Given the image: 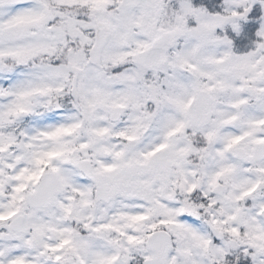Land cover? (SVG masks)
<instances>
[{
	"label": "snow or ice",
	"instance_id": "obj_1",
	"mask_svg": "<svg viewBox=\"0 0 264 264\" xmlns=\"http://www.w3.org/2000/svg\"><path fill=\"white\" fill-rule=\"evenodd\" d=\"M0 264H264V0H0Z\"/></svg>",
	"mask_w": 264,
	"mask_h": 264
}]
</instances>
